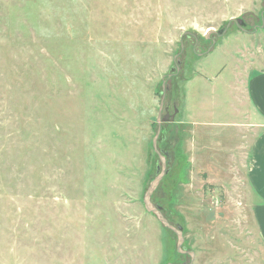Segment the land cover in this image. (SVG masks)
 <instances>
[{"label": "rangeland", "instance_id": "1", "mask_svg": "<svg viewBox=\"0 0 264 264\" xmlns=\"http://www.w3.org/2000/svg\"><path fill=\"white\" fill-rule=\"evenodd\" d=\"M262 69L264 0H0V264L190 262L142 202L163 90L153 205L192 264H264L243 102Z\"/></svg>", "mask_w": 264, "mask_h": 264}, {"label": "crops", "instance_id": "2", "mask_svg": "<svg viewBox=\"0 0 264 264\" xmlns=\"http://www.w3.org/2000/svg\"><path fill=\"white\" fill-rule=\"evenodd\" d=\"M244 104L251 129H259L250 146L246 181L253 200V216L264 247V70H254L246 78Z\"/></svg>", "mask_w": 264, "mask_h": 264}, {"label": "water", "instance_id": "3", "mask_svg": "<svg viewBox=\"0 0 264 264\" xmlns=\"http://www.w3.org/2000/svg\"><path fill=\"white\" fill-rule=\"evenodd\" d=\"M233 22H235L238 25L244 26L241 19H232ZM222 31H218L217 34H221ZM210 34H214V31H208V33L205 35V38L208 39V36ZM174 69L170 70V73L168 76H171L172 73H174ZM164 85V83H163ZM163 101H164V90L162 92V97L158 109V115H157V131L152 141V149L153 152L157 155L159 161H160V168H157L156 176L150 181L148 184L146 191L144 193L142 202L144 210L155 217V219L159 222V224L166 230L172 232L175 235L176 238V252L179 255H186L189 257L190 262L188 264H192L194 262L195 253L194 251L186 250V248L183 246L184 244V237H183V229L180 226H173L168 220L164 217L161 209L159 207H156L153 205L151 201L152 194L158 187L159 183L161 182L162 178L165 175V159L162 154L157 150L156 147V141L160 133V126L163 123H172L174 121V117L177 114L178 110L174 108L173 114L169 116H161L162 109L165 111L166 109L163 108ZM170 264V263H168Z\"/></svg>", "mask_w": 264, "mask_h": 264}, {"label": "flooded vegetation", "instance_id": "4", "mask_svg": "<svg viewBox=\"0 0 264 264\" xmlns=\"http://www.w3.org/2000/svg\"><path fill=\"white\" fill-rule=\"evenodd\" d=\"M164 112H165L164 116H169V114L167 113V108H166V110Z\"/></svg>", "mask_w": 264, "mask_h": 264}, {"label": "trees", "instance_id": "5", "mask_svg": "<svg viewBox=\"0 0 264 264\" xmlns=\"http://www.w3.org/2000/svg\"><path fill=\"white\" fill-rule=\"evenodd\" d=\"M177 255H179L177 252H176ZM181 256V255H180Z\"/></svg>", "mask_w": 264, "mask_h": 264}]
</instances>
